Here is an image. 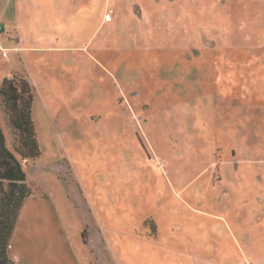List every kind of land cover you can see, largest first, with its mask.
Segmentation results:
<instances>
[{
	"label": "rangeland",
	"instance_id": "374dc122",
	"mask_svg": "<svg viewBox=\"0 0 264 264\" xmlns=\"http://www.w3.org/2000/svg\"><path fill=\"white\" fill-rule=\"evenodd\" d=\"M6 1L40 150L10 259L264 264L236 253L264 242V0ZM0 125L14 151L1 97Z\"/></svg>",
	"mask_w": 264,
	"mask_h": 264
},
{
	"label": "trees",
	"instance_id": "16d2710c",
	"mask_svg": "<svg viewBox=\"0 0 264 264\" xmlns=\"http://www.w3.org/2000/svg\"><path fill=\"white\" fill-rule=\"evenodd\" d=\"M33 92V86L24 79L17 85L13 79L4 78L0 84L10 124L19 133V144L11 151L0 125V264H15L8 255L9 244L21 206L31 194L27 175L14 153L27 162L40 157L31 114Z\"/></svg>",
	"mask_w": 264,
	"mask_h": 264
},
{
	"label": "crops",
	"instance_id": "0c3cea01",
	"mask_svg": "<svg viewBox=\"0 0 264 264\" xmlns=\"http://www.w3.org/2000/svg\"><path fill=\"white\" fill-rule=\"evenodd\" d=\"M67 1L68 0H61L63 4L69 3L71 0H69V2ZM75 1L77 2V0ZM4 3L9 6H12L15 10L16 15H19V17L15 16L12 19H8V18L6 20L3 19L0 22V25L3 28V33L0 39V63L4 64V62H8V65L11 67V64L16 65L15 63L17 62L18 57H21L22 59H24L25 53H27L31 48L29 47V41L27 38L28 35L25 31V28L22 26V18H21L20 12L17 10L18 3L15 1L8 3L6 0H0V5H5ZM81 3L82 4L85 3L86 5L88 3V0H82ZM106 13H105L103 21L106 23H111L110 15L108 16V14ZM24 21H28V18L27 20H24ZM3 50L6 51V54H7L6 58H3L2 56ZM10 52L14 53L16 56L12 57ZM1 72L4 73L3 71ZM3 78L4 77H2V79ZM256 209H257L256 207H252V211ZM238 233L240 236L239 238L243 239L245 237L243 236V234H240V228H238ZM260 237H264V236H260ZM254 239L255 237L253 238L251 237L250 239L246 236V240L244 238V240L241 241V244L239 243L240 249L239 250L237 249L236 253H240L242 255H244L245 253H253V252L264 253V242L262 241L257 242V241H254ZM246 247H248V250H244V248ZM244 263L245 262L243 261L241 264H244ZM246 264H253V263L250 261H247Z\"/></svg>",
	"mask_w": 264,
	"mask_h": 264
},
{
	"label": "built area",
	"instance_id": "2783aa9c",
	"mask_svg": "<svg viewBox=\"0 0 264 264\" xmlns=\"http://www.w3.org/2000/svg\"><path fill=\"white\" fill-rule=\"evenodd\" d=\"M2 33H3V28H2V26L0 25V39H1V35H2ZM2 56H3V58L5 57L6 58V52L3 50L2 51Z\"/></svg>",
	"mask_w": 264,
	"mask_h": 264
}]
</instances>
